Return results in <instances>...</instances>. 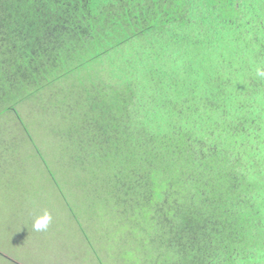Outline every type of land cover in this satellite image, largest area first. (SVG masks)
Segmentation results:
<instances>
[{"label": "trees", "instance_id": "trees-1", "mask_svg": "<svg viewBox=\"0 0 264 264\" xmlns=\"http://www.w3.org/2000/svg\"><path fill=\"white\" fill-rule=\"evenodd\" d=\"M30 101L138 263L264 264V0H0V118Z\"/></svg>", "mask_w": 264, "mask_h": 264}, {"label": "rangeland", "instance_id": "rangeland-1", "mask_svg": "<svg viewBox=\"0 0 264 264\" xmlns=\"http://www.w3.org/2000/svg\"><path fill=\"white\" fill-rule=\"evenodd\" d=\"M18 112L0 118V264L147 263L146 252L143 263L132 256L137 239L105 187L57 158L67 150L53 109L30 101ZM45 216L46 229L36 231Z\"/></svg>", "mask_w": 264, "mask_h": 264}, {"label": "clouds", "instance_id": "clouds-1", "mask_svg": "<svg viewBox=\"0 0 264 264\" xmlns=\"http://www.w3.org/2000/svg\"><path fill=\"white\" fill-rule=\"evenodd\" d=\"M49 220H50V217H48V216L37 219L36 222L33 224V228L36 231L44 230V229H46Z\"/></svg>", "mask_w": 264, "mask_h": 264}]
</instances>
